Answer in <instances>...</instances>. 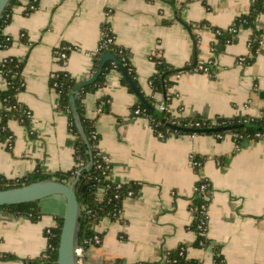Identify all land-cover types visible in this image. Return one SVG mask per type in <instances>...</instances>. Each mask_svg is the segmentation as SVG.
<instances>
[{"label":"crops","instance_id":"crops-1","mask_svg":"<svg viewBox=\"0 0 264 264\" xmlns=\"http://www.w3.org/2000/svg\"><path fill=\"white\" fill-rule=\"evenodd\" d=\"M19 1L3 30L12 43L0 57L24 62V88L17 98L29 111L30 125L7 122L14 136L10 149L0 142V175L7 179L74 166V137L49 79L59 71L77 80L91 77L104 22L115 43L129 51L146 95L152 92L149 79L156 72L152 57L179 69L192 66L197 47V61L213 60L212 76L197 71L171 76L166 104L173 116L212 120L261 114L264 36L248 64L243 59L250 55V29H239L236 41L221 46L209 28H229L253 0H38L29 14L23 13L27 0ZM257 27H264V13ZM192 34L198 37L196 46ZM62 44L70 48L64 66L55 56ZM120 78L111 69L103 86L85 94L84 114L96 117L98 148L108 158L112 181L136 183L139 188L136 195L122 199L119 219H103L93 227L101 243L85 249L86 264H153L181 244L189 258L214 264L209 248L193 246L191 201L202 177L210 184L206 237L219 246L223 264H264V141L236 144L230 134L218 138L205 133L157 137L149 120L133 113L137 96ZM5 87L0 73V90ZM154 96L156 105L163 100L160 92ZM191 155L205 159L198 172ZM38 204L42 216L36 222L0 209V264H25L45 251L44 231L55 225V215L64 214L65 201L53 195Z\"/></svg>","mask_w":264,"mask_h":264},{"label":"trees","instance_id":"trees-1","mask_svg":"<svg viewBox=\"0 0 264 264\" xmlns=\"http://www.w3.org/2000/svg\"><path fill=\"white\" fill-rule=\"evenodd\" d=\"M19 3V0H9L8 5L0 16V51L6 49L12 43L11 40H6L3 30L10 21L12 7ZM37 3L38 2H32V0H27L23 13H31L34 10L31 6L34 5L36 8ZM179 13V10H177L175 15L178 19H181ZM261 13H264L263 0H253V4L249 10L235 18L232 25L235 32L211 26H209V28L213 30L221 46L236 41L239 29H250V55L243 59V61L250 64L254 61L264 36V27H257L258 16ZM203 25H206V23H199V26ZM187 26L192 28L193 25L191 24ZM101 32L103 33V37L100 39L98 48L93 55L91 76L98 70L105 53H111L115 56L141 95V98L137 97V104L135 105V107L140 109L139 116L146 117L149 120V124L155 135L157 132H160L163 135L162 138H166L172 134H197L187 132L185 128H188L187 125L189 122H198L199 126H193V128L230 127V129L208 132L205 134H219L221 136L230 134L236 144H240L245 139L264 141V107L259 116H237L231 118L216 117L215 124H211L209 119L201 118L199 116L194 118L173 116L168 109H157L154 93L160 92L163 100H165L166 96H168L167 88L170 85L171 76L183 71H193L194 67L187 65L183 68L177 69L167 65L161 57H152L155 61L156 72L149 79L152 92L150 95H146L138 84L135 71L130 62L129 51L115 43L114 35L107 22H104L101 25ZM192 38L196 46L198 37L195 34H192ZM67 47L66 44H62L61 47L55 51V56L58 51L61 49L66 50ZM213 47L214 50H217L216 46ZM197 52V47H195L193 53L196 54ZM66 53H68V50H66ZM58 62L61 63L62 60ZM23 65L24 62L16 58L0 57V73L6 82L5 89L0 90V142L7 143L8 149H10L8 143L12 145L14 136L8 129L7 122L10 119H14L26 127H29L30 125L29 111L18 101L17 98L18 93L24 88L22 76ZM111 69H115L121 74V83L129 92L135 94L125 77L116 67L114 61H106L97 78L91 83L82 85L79 90H76L75 87L86 79L77 80L67 71H59L53 74L49 79V85L58 94L57 107L59 110L66 113L69 123V131L74 137L73 157L75 164L69 171H61L52 174H36L15 179H7L0 175V189L21 186L40 179H55L64 183H72L76 180L74 191L79 205L77 243L83 245L85 249L89 246L86 241L94 233L93 227L104 217L109 220L119 219L122 199L126 196L127 191L131 190L133 192L132 195L134 196L137 194L139 188L138 184L131 182L122 183L120 187H117L116 182L112 181L110 178V164L104 161L102 156L104 153L98 148L100 137L95 130L96 117L89 118L84 114V105L82 101L84 95L87 93H94L99 87L103 86L106 82L107 73ZM74 95H77L75 99V108L86 140L81 137L70 108V98ZM171 125L175 128L170 127ZM194 159L199 163V165L194 166V170L198 172L205 159L204 157L197 155H194ZM89 162L90 164L87 166ZM201 185H205V191L200 190ZM101 188L102 192L99 191ZM195 188L191 201V209L193 211V223L191 229L196 233L193 246L204 249L209 248L213 252L214 264H223V257L220 254L219 246L211 245L210 240L206 237L207 215L200 213L201 206L208 205L209 199L206 200L204 196H209V181L204 177L199 178L195 183ZM99 192H101L102 195L97 197ZM115 195H117V197H115ZM38 202L39 201H33L21 204L3 205L0 206V209H6L15 215L26 217L29 220L36 222L42 216ZM54 221L55 225L44 231L47 240V247L43 254L36 258L26 260L25 264H56L62 217L55 215ZM153 264L202 263L197 259L189 258L186 253V246L181 244L176 248L165 251L164 259L161 262Z\"/></svg>","mask_w":264,"mask_h":264},{"label":"water","instance_id":"water-1","mask_svg":"<svg viewBox=\"0 0 264 264\" xmlns=\"http://www.w3.org/2000/svg\"><path fill=\"white\" fill-rule=\"evenodd\" d=\"M8 3L9 0H0V16L3 10L5 9V7L8 5ZM106 61L115 62L116 67L125 77V79L129 83L135 95L141 98V95L137 90L135 84L129 78L125 69L121 66L117 58L113 56L111 53H105L103 55L98 70L89 79H86L84 82L79 83L75 87L76 90H79L82 85L93 82L100 74L102 67ZM196 62H197V58L195 54L192 67L196 65ZM76 97L77 95H74L70 98V108L76 126L81 134V137L84 140H86L75 108ZM170 127L175 128L173 125H171ZM185 129L187 132L208 133V132L230 129V127L227 126V127H215V128H196V129L185 128ZM89 164L90 162L87 164V166H89ZM75 181L76 180H74L72 183H64L55 179H40L21 186H16L7 189H0V206L39 201L41 199L53 195H60L63 197L65 201V210H64V214L61 216L62 224L59 233L56 264H75L74 247L77 243L78 215H79V205L74 191Z\"/></svg>","mask_w":264,"mask_h":264},{"label":"built area","instance_id":"built-area-1","mask_svg":"<svg viewBox=\"0 0 264 264\" xmlns=\"http://www.w3.org/2000/svg\"><path fill=\"white\" fill-rule=\"evenodd\" d=\"M32 2L35 3V2H38V0H32ZM31 7L33 9H35L34 5H32ZM227 30L230 31V32H235V30L232 28V26L227 28ZM5 36H6V40H8V41L11 40L12 41V38L9 35L5 34ZM102 37H103V33L101 32V39H102ZM108 41H110V40H108ZM69 49L70 48L67 47L66 50H69ZM66 50L65 49H61L60 51L57 52V55H56L57 61L62 60V62L60 64L63 65V66L65 65L66 60H67ZM211 50L215 51L213 46L211 47ZM239 60H242V58H240ZM212 64H213V60L212 59H208L206 61H199L198 60L196 62V65L193 68V71L202 72V73H205V74H208V75L212 76V69H211V65ZM176 75H179V73L176 74ZM149 85H150V81H149ZM167 100H169V96H166L165 100H162L159 103H157V105H156L157 109H159V110H164V109L167 110L168 109L167 108V104H166ZM101 111H102V109H101L100 105H98L97 106V112L100 113ZM133 113L135 115H139L140 109L138 107H135L133 109ZM210 121H211V124H215V119H212ZM187 126H188V128H193V126L198 127L199 123L198 122H195V123L189 122ZM193 129H195V128H193ZM192 133H194V132H192ZM172 135H174V134H172ZM189 135H194V134H189ZM156 136L160 137V138L163 137L162 133H160V132H157ZM216 136L218 138L223 137V136H221L219 134H217ZM8 146L10 147L11 144L8 143ZM102 156H103L104 161L106 163H109L108 158L106 157V155L103 154ZM191 163H192L193 167L195 165H199V163L194 159V155H191ZM121 184L122 183L116 182V186L117 187H120ZM200 190L201 191H205V185H201L200 186ZM99 191L102 192V188L99 189ZM101 192L98 193L97 197H100L102 195ZM132 194H133V192L131 190H128L127 193H126V196H130L131 197V196H133ZM115 197H117V195H115ZM207 197H208L207 195L204 196V198L206 200L208 199ZM200 213H204V214L207 215V206L202 205ZM103 219H107V218L104 217L101 220H103ZM86 242L88 243L89 246H91V245H99L101 243V236H100V234L98 232L94 231L93 235ZM74 255H75V264H86V262H85V247L83 245L76 243V245L74 247ZM116 264H122V263H116Z\"/></svg>","mask_w":264,"mask_h":264}]
</instances>
